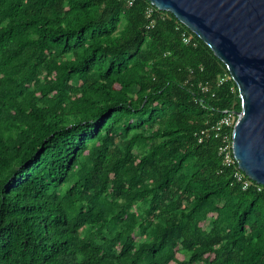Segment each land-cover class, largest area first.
I'll return each instance as SVG.
<instances>
[{"label":"trees","instance_id":"16d2710c","mask_svg":"<svg viewBox=\"0 0 264 264\" xmlns=\"http://www.w3.org/2000/svg\"><path fill=\"white\" fill-rule=\"evenodd\" d=\"M149 4L0 0V264H264V185L201 133L237 86Z\"/></svg>","mask_w":264,"mask_h":264},{"label":"water","instance_id":"95a60500","mask_svg":"<svg viewBox=\"0 0 264 264\" xmlns=\"http://www.w3.org/2000/svg\"><path fill=\"white\" fill-rule=\"evenodd\" d=\"M207 44L235 82L241 109L232 130L238 167L264 185V0H148Z\"/></svg>","mask_w":264,"mask_h":264},{"label":"built area","instance_id":"2783aa9c","mask_svg":"<svg viewBox=\"0 0 264 264\" xmlns=\"http://www.w3.org/2000/svg\"><path fill=\"white\" fill-rule=\"evenodd\" d=\"M127 6L133 5L135 0H123ZM154 5L149 4L145 8V15L147 18H152V14L154 13ZM153 20H151V23ZM149 25H147V28ZM183 42L189 43L191 42V38L189 35H187V32L184 31L182 33ZM225 80V77H223L221 81ZM203 91H208L207 86H202ZM239 112V111H238ZM238 112L234 110H227L224 115H222L217 121L210 124L207 128L203 129L201 131L202 134H208V132H213L214 137L219 138L220 145L218 147V154L220 155L222 159V164L226 167H233V173H232V182L235 184H238L241 189L245 190L249 188V186L252 184V182H255L251 180L245 173L242 172V170L238 167L237 162L234 158L233 151H232V130L233 126L236 122ZM256 183V182H255ZM258 184V183H257ZM261 184H258L257 189H261Z\"/></svg>","mask_w":264,"mask_h":264}]
</instances>
